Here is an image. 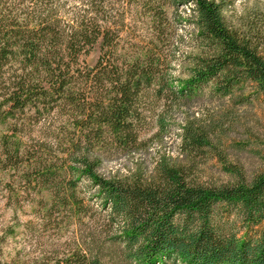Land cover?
Returning <instances> with one entry per match:
<instances>
[{
  "label": "trees",
  "instance_id": "1",
  "mask_svg": "<svg viewBox=\"0 0 264 264\" xmlns=\"http://www.w3.org/2000/svg\"><path fill=\"white\" fill-rule=\"evenodd\" d=\"M62 1L0 0V125H23L31 111L38 122H58L48 153L25 146L18 123L10 127L0 165L24 168L30 184L47 190L43 208L52 217L91 216L79 193L85 181L104 217L76 250L37 264H264V156H253L261 165L249 172L225 155L227 118L186 122L185 161L165 158L150 174L100 173L101 150L139 149L142 101L152 88L174 104L206 91L247 100L249 87L264 102V12L237 26L226 17L236 0H133L151 26L148 46L139 48L111 0H82L71 10ZM170 6L189 8L194 30L177 84L162 47ZM210 160L225 179L203 178Z\"/></svg>",
  "mask_w": 264,
  "mask_h": 264
},
{
  "label": "rangeland",
  "instance_id": "2",
  "mask_svg": "<svg viewBox=\"0 0 264 264\" xmlns=\"http://www.w3.org/2000/svg\"><path fill=\"white\" fill-rule=\"evenodd\" d=\"M63 0L62 2H66ZM82 0H68L67 10H71ZM114 13L125 11L127 19L124 29L127 39L136 47L148 46L151 26L145 14L135 7L133 0H111ZM172 3V0H166ZM167 7L171 23L169 37L163 50L167 56L166 69L170 80L184 78L187 56L192 52L193 28L187 22L191 13L187 7ZM264 12V0H236L233 7L226 11L229 22L240 26L246 16L254 12ZM99 58V47L86 58V64L93 67ZM249 87L247 100L232 98L218 99L208 91L199 97H193L181 104H174L168 97H159L156 89L148 90L142 101L144 121L140 131V147L135 151L122 150L115 145L101 150L103 164L100 173L104 176L127 175L136 169L150 174L156 164L163 159L185 161L187 156L182 147L181 136L187 121L209 120L210 118H227L226 136L223 138V150L250 171L261 164L253 156H264V102ZM249 94V95H248ZM29 119L22 122L13 121L11 125H0V157L3 155L2 138L10 127L18 123L19 137L25 146L33 147L38 152L48 153L56 150L52 131L57 123L38 122L29 112ZM56 119L54 120V122ZM37 122V123H36ZM208 156H212L210 153ZM51 158L52 156H41ZM203 178L223 180L219 164L208 161L202 167ZM27 171L3 169L0 165V264H37L47 258H63L76 250L90 229L97 227L103 220L97 202L91 199L92 193L86 182L79 185L80 196L93 208L91 216L81 220L70 214L59 213L50 216L43 208L49 200L47 190H42L36 182L30 184Z\"/></svg>",
  "mask_w": 264,
  "mask_h": 264
}]
</instances>
